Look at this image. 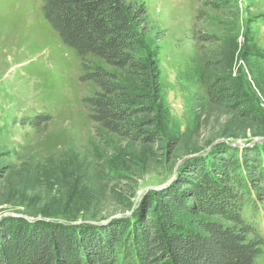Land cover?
<instances>
[{
  "label": "rangeland",
  "instance_id": "1",
  "mask_svg": "<svg viewBox=\"0 0 264 264\" xmlns=\"http://www.w3.org/2000/svg\"><path fill=\"white\" fill-rule=\"evenodd\" d=\"M126 3L145 9L135 30L157 90L152 144L89 119L83 99L98 88L79 80L80 61L40 0H0V219L130 222L141 201L203 165L236 188L241 216L264 237V0ZM92 59L146 92L143 81ZM167 203L177 231L217 220ZM253 264H264V248Z\"/></svg>",
  "mask_w": 264,
  "mask_h": 264
},
{
  "label": "trees",
  "instance_id": "2",
  "mask_svg": "<svg viewBox=\"0 0 264 264\" xmlns=\"http://www.w3.org/2000/svg\"><path fill=\"white\" fill-rule=\"evenodd\" d=\"M40 11L79 59V80L98 88L83 99L89 119L134 143H154L156 128L147 115L154 112L157 90L148 83L151 64L135 30L143 23L144 7L126 0H40ZM92 58L143 81L146 92L135 93ZM189 171L173 188L141 201L130 222L59 224L4 217L0 264H253L264 237L241 216L239 192L227 181L219 184L203 165ZM168 201L217 220L200 218L196 229L177 231Z\"/></svg>",
  "mask_w": 264,
  "mask_h": 264
},
{
  "label": "water",
  "instance_id": "3",
  "mask_svg": "<svg viewBox=\"0 0 264 264\" xmlns=\"http://www.w3.org/2000/svg\"><path fill=\"white\" fill-rule=\"evenodd\" d=\"M104 221H105V220H104ZM104 221H99V222H96V223H90V224L96 225V224L103 223Z\"/></svg>",
  "mask_w": 264,
  "mask_h": 264
}]
</instances>
